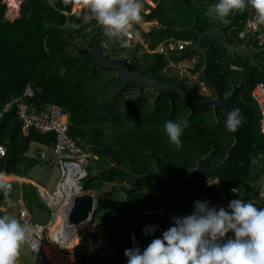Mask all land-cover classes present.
<instances>
[{
  "label": "trees",
  "instance_id": "16d2710c",
  "mask_svg": "<svg viewBox=\"0 0 264 264\" xmlns=\"http://www.w3.org/2000/svg\"><path fill=\"white\" fill-rule=\"evenodd\" d=\"M153 1L155 7L147 5L149 12L146 13L143 9L141 12L145 21L156 22L143 35L149 39V47L153 49L162 40L170 38L191 41L184 50L171 56L175 61L189 60L198 55L193 51L198 35L195 32H177L174 27L188 28L196 19L203 30L209 32L226 24L220 20H210L205 15L208 7L218 3V0ZM6 12L7 5L4 0H0V110L11 97L21 96L26 85L31 82L33 96L25 98L26 103L35 107L37 112L45 111L49 105H57L70 115L68 134L78 140V145L89 150L95 163V172L87 170L82 188L84 192L100 190L93 219L97 220L100 216L99 226L105 233L107 243L114 249V253H105L100 249L92 253L76 250L74 264H127L124 251L132 248V235L143 252L153 239L161 237L159 234L144 237L142 228L146 224L155 222L164 229L168 228L158 211L168 204L172 185L160 177L135 181L127 173L116 169L109 175H100V172L109 167L111 158L117 157L123 166L144 174L153 168V162L147 155L153 151L162 156L164 166L171 175L184 178L195 166L197 158L212 149L204 138L216 143L218 159H223L226 155L233 142V137L226 128L227 116L221 113L220 120L217 121L208 108L187 119L189 110L180 97L175 100L173 112L164 98L156 103L155 110L147 111L145 98L137 100L133 106H130L132 101H126L127 110L122 111L123 100L116 99V96L122 94L119 91L122 79L113 76L114 81L106 80L105 73L111 71H105L96 65L97 59L93 54L95 42L102 45V42L111 38L104 34L103 27L97 24L95 17L88 18L83 11L65 15L60 7L48 0H22L18 16L13 20L6 17ZM232 14L226 19L230 20ZM243 27L244 23H241L239 28L230 31L231 37L239 44L245 41V38H239ZM123 42L111 40L110 48L104 50L115 58H129L136 71L147 72L151 69L148 72L154 71L163 81L180 80L172 69H168L170 73L163 72L169 58L161 54H150L139 43L121 47ZM254 45L258 48L257 42ZM217 46L219 50L222 48L217 61L221 64L220 71L225 75L228 88L231 87L230 82H243L240 98L253 113V141L264 145L259 109L250 96L256 82H264V75L248 57H233L222 43ZM259 60L264 63V55ZM232 66L236 68H231ZM201 67L202 64H198L188 70L192 74H200ZM198 87V83L194 81L193 91L196 92ZM112 93L115 95L113 103L110 102ZM168 120L188 121L189 126L180 137V149L171 143L163 129ZM53 142L52 133H41L33 128L24 132L16 109H9L0 118V143L6 148V154L0 160V171L25 176L38 165L51 170L47 161L41 157L43 151H36L32 157L27 152L31 143L51 149ZM251 159L252 164L244 173L243 179L253 185L255 190L252 193L244 194L242 188L232 181H218L219 187L225 192L230 187H236L245 202H254L253 199L257 196L256 182L264 176V150L254 149ZM11 183L12 191L7 199L19 192V185ZM105 184L110 185L108 190L102 189ZM216 191L217 189L206 185L201 188L203 194ZM21 197L28 211L38 210L41 216L46 212L49 217L50 210L42 201L37 188L23 184ZM7 199L0 191V206ZM197 200L200 199H195ZM211 205L209 202V206ZM257 207L264 208V199ZM186 209L187 207L178 210L179 215L185 216ZM150 211L153 212L149 213ZM229 235L234 238L233 233Z\"/></svg>",
  "mask_w": 264,
  "mask_h": 264
},
{
  "label": "clouds",
  "instance_id": "9594fccd",
  "mask_svg": "<svg viewBox=\"0 0 264 264\" xmlns=\"http://www.w3.org/2000/svg\"><path fill=\"white\" fill-rule=\"evenodd\" d=\"M87 3L96 21L103 27L106 36L129 38L128 40L122 38L124 42L121 47H131L133 35L135 38H139V33L133 34L132 29L134 24H139L143 19L141 0H87ZM153 3L155 4L154 1ZM249 6L255 10V13L250 14L243 22L244 27L239 33V38L246 39V36L252 38V45L255 47L254 43L257 42L258 48L256 49L261 50L264 48V0H218V3L208 7L205 15L210 20L228 23L226 18L231 13H243ZM75 12L78 11L70 12V14ZM8 19L13 20V18ZM248 19L255 20L256 28L246 26ZM101 46L103 48V45ZM196 56L199 57L200 64L203 66V62L201 63L203 57L200 54ZM231 68L235 69L236 67L232 66ZM176 75L178 76V74ZM193 75L195 80L197 77L202 79L201 70L200 74ZM186 78L183 77V79ZM254 103L258 107L255 101ZM246 123L247 117L243 115L240 107L234 106L227 113L226 128L229 131L236 132ZM188 126L187 120H168L163 126L169 140L177 149L182 147L180 137ZM251 186L253 187V185ZM0 191L3 192L6 199L12 191V183L8 180L6 173H0ZM232 192L236 193V189H232ZM203 195L212 198L214 202L213 194ZM261 197L264 199V192L261 193ZM256 198L257 196L253 200ZM194 201L195 199L185 207L190 208L188 206ZM262 202L263 200L258 205L252 201L245 202L237 198L229 202L228 210L224 207L217 210L214 206L210 207L209 202L197 200L194 202V210L191 215L173 217V226L168 227L162 233V237L153 239L143 252L139 247L133 248V245L132 248L126 249L124 255L127 257V264H264V208L257 207ZM8 203L11 206V200H8ZM24 207L30 215L25 205ZM161 210L158 215L163 218ZM38 216V219L42 218L40 212H38ZM30 233V225L21 222L19 213L18 219L11 215L0 216V264H16L21 246L29 240ZM228 233H233L234 238L228 237ZM44 244L46 243L44 242Z\"/></svg>",
  "mask_w": 264,
  "mask_h": 264
},
{
  "label": "water",
  "instance_id": "95a60500",
  "mask_svg": "<svg viewBox=\"0 0 264 264\" xmlns=\"http://www.w3.org/2000/svg\"><path fill=\"white\" fill-rule=\"evenodd\" d=\"M255 10L250 6L243 13L233 12L230 20L225 25L212 31L205 32L194 19L188 28L174 27V30L181 33L195 32L198 35L193 51L203 57L201 77L203 81L212 89L214 97L211 99L201 98L191 91L186 90L181 83L172 85L162 83L151 73H138L134 71L133 63L128 58H114L109 53H105L99 42L93 46V54L97 59L96 65L105 71H114L123 80L121 90L138 89L143 91L145 88L153 87L157 91V98L166 97L170 100L171 110L174 109V99L180 96L189 108L188 119L197 112L212 108L214 116L219 121V113H227L234 106L242 109V113L247 117V123L236 132L229 131L233 137V143L228 148L222 161L217 160V146L214 142L206 141L212 149L203 157L197 159L195 166L188 171L184 178L168 173L160 164V157L154 152H149L148 157L154 162L152 171L139 174L129 167L123 166L117 157L109 160V167L102 170L100 175L110 174L116 169L127 173L135 181H147L153 177H160L171 183L172 195L165 208L161 210L164 219L173 222V217H179L178 210L187 206L192 200L198 198L203 201L213 202V199L201 193L202 186L211 178L232 181L238 184L244 193L253 192V187L243 179L244 173L252 164L251 152L254 149L264 150V145L253 141V113L249 106L240 98V91L243 83L233 85L232 91L228 96H224L226 89V79L222 71L221 64L217 61L219 49L217 44L222 43L228 54L235 57L241 55L248 57L251 63L256 66L264 75V63L259 60L264 55V48L257 50L252 45V38H248L242 45L237 43L231 36L230 31L239 28L250 14ZM96 198L91 193H84L74 197L73 206L68 216L70 224H79L86 221L93 213V206ZM43 224L46 220L39 218ZM133 248L139 247L136 239L133 241ZM141 250V249H140Z\"/></svg>",
  "mask_w": 264,
  "mask_h": 264
},
{
  "label": "built area",
  "instance_id": "2783aa9c",
  "mask_svg": "<svg viewBox=\"0 0 264 264\" xmlns=\"http://www.w3.org/2000/svg\"><path fill=\"white\" fill-rule=\"evenodd\" d=\"M148 2L154 7L155 4L153 3V0H148ZM148 12L149 10L146 11V13ZM64 14L68 15L67 12H64ZM253 18L254 16L252 19ZM246 26L256 28L255 20L248 19ZM132 31L133 34L136 33L134 25ZM122 38L124 40L129 39L128 37ZM131 42L139 43L148 53H157L169 58L166 68L174 70L176 74H178V77H187L190 79L195 78L188 69L194 68L196 65L200 64L199 57L194 56L189 60L179 59L177 61L171 59L173 54L184 50L191 44V41L174 40L173 38L165 39L159 42L153 49L149 47V39L147 38H144L143 40L139 36L137 39L135 38V35H133ZM32 86L31 83H28L22 96L11 97L0 110V118L9 109L15 108L16 113L22 120V129L24 132H28L29 129L33 128L41 133H52L54 136L51 152L49 154H46L45 152L41 153V157L47 161L48 166L57 173L58 177L52 191H39L43 202L50 210L49 218L47 219L46 224L35 223L27 213L23 203L19 204L18 210L21 222L26 223L31 227L30 238L26 243L32 254L34 256H39L42 252V245L46 238L51 239L56 243V240L52 237V233H54L53 231H51L50 235L45 236V232H47V230L50 231L52 226H69L80 229L81 225L85 222L70 224L68 222V216L73 206L74 197L85 193L82 188V180L87 175L86 163L91 154L87 148L78 145L77 139L72 138L68 134V114L60 107L57 105H49L45 111L37 112L35 108L31 107L24 101L25 98L33 96ZM251 97L257 103L260 110V132L264 135V83L259 82L255 85L251 91ZM5 154L6 148L0 143V160ZM95 157L96 156H94V158ZM218 181V179L212 181L208 180L205 184L211 189H217L216 192H210L215 198L210 207L214 206L217 210L220 207H224L228 210V204L231 200L237 198L243 200L236 187H230L225 192L223 188L219 187ZM234 188L236 189V193L232 192V189ZM256 188L257 198L254 202L259 205L263 200L261 193L264 192V176L258 179L256 182ZM194 202H192L190 208L186 210L185 216L192 214L194 210ZM95 205L96 203L93 206V211L95 210ZM152 212L153 211H150L149 213ZM158 214H160V211H158ZM90 218L91 217L88 219ZM165 230L167 229L162 228L157 223H148L142 228V235L144 237H151L159 234L162 237V233ZM227 236L232 237L229 233ZM131 238L133 244L135 238L133 235ZM56 245H58V243H56Z\"/></svg>",
  "mask_w": 264,
  "mask_h": 264
},
{
  "label": "rangeland",
  "instance_id": "374dc122",
  "mask_svg": "<svg viewBox=\"0 0 264 264\" xmlns=\"http://www.w3.org/2000/svg\"><path fill=\"white\" fill-rule=\"evenodd\" d=\"M7 4V17L8 18H15L18 16V6H19V2L21 0H4ZM52 3H54L55 5H57L58 7L61 8V10L63 11H67V14H70L71 11V7H72V3L71 0H50ZM141 3L143 5V10H145V12L148 10V7H151V4L148 2V0H141ZM87 4V3H86ZM85 4V10L84 14L86 17L88 18H92L95 17L93 15V13L91 12L90 9H87L89 6L88 4ZM73 8V7H72ZM90 10V11H89ZM73 12V10L71 11V13ZM78 13V12H75ZM99 24V23H97ZM135 26V31L139 33V36L144 40V33L146 31H148L152 26H154L155 24L153 23V21H150L149 23H143V20L139 23V24H134ZM264 29V27H263ZM111 40H120V41H124L121 37H112L109 40H106L105 42H102V45L104 46L103 49H109L110 48V42ZM105 52L107 50H104ZM106 76H104V78L109 79V78H113L114 73L113 72H109V73H105ZM104 79V80H105ZM106 81V80H105ZM123 107V105L121 106ZM37 167V166H36ZM34 167L31 171V177L38 179V180H42L44 176H41V171L39 168H37L36 172H38V175L35 174V168ZM86 168L88 171L90 172H95V163L94 160L92 158V156H90V158L88 159L87 163H86ZM44 170V168H43ZM44 172H46V170H44ZM50 172V171H49ZM50 175L52 176L51 179L48 178V180H43V182H48L51 181L49 184L47 185V190H52L53 188V184L54 181L57 180L58 177H56V174H52L50 173ZM14 179L13 176L8 177V179ZM24 179V178H22ZM21 182H26L20 179ZM42 183V182H41ZM44 184V183H42ZM110 187V185L105 184L102 189L104 190H108ZM93 195L96 198V203L99 202V198H100V190L97 191H92ZM91 193V194H92ZM212 194V193H211ZM15 199L11 200V206L9 205L8 201L2 203L1 207H0V216L3 215H11L14 216L18 219V205L16 201H14ZM96 206V205H95ZM38 211V210H37ZM30 212V211H29ZM38 213V212H37ZM37 213H34V211L30 212V216L33 222H39V219L37 218ZM94 213V211H93ZM93 213L91 215L90 219H87L80 227V229L78 230L79 232L77 234H79L80 240L71 248L69 247H62V246H58L56 245V243H54L51 239L46 238V240L44 241L46 244L42 245V249H41V254L39 256H34L31 252V250L29 249L27 243H25L24 245L21 246V250H20V256L17 258L16 264H53V262L47 257L46 251H45V247L48 246L50 249V251L55 252V253H60L63 255V259L67 260V258H70L71 260L69 261L68 264H74L75 263V251L76 250H82L88 253H92L94 252L96 249H100L103 250L105 253H114V249L112 248V246H110L105 238V233L103 231V229L99 226V217H97V220L93 219ZM104 213V212H102ZM37 215V216H36ZM40 217V216H38ZM42 218H45L46 220L48 219V214L46 212L42 213ZM165 224L167 227L173 226V222L169 221L167 219H165ZM53 226L51 227L50 231L47 230V232H45V236L50 235L51 231H52ZM85 241V242H84ZM55 246V251L54 247L51 246Z\"/></svg>",
  "mask_w": 264,
  "mask_h": 264
},
{
  "label": "flooded vegetation",
  "instance_id": "af4514ba",
  "mask_svg": "<svg viewBox=\"0 0 264 264\" xmlns=\"http://www.w3.org/2000/svg\"><path fill=\"white\" fill-rule=\"evenodd\" d=\"M246 40H248V38H247V36H246V39H245V41ZM244 41V42H245ZM218 55H219V53H218ZM135 72H138V73H143V72H139V71H136V70H134ZM167 71H169L168 70V68H165L164 70H163V72H165V73H167ZM113 73H114V76H117V77H119L114 71H112ZM144 73H151L152 75H154V76H156L162 83H165V84H169V85H172V84H175V83H181V84H183L184 86H185V88H186V90H188V91H191L192 93H194L195 95H197V96H199V97H201V98H206V99H211V98H213L214 97V93H213V91H212V89L202 80V79H200L199 77H197L196 78V80L195 79H190V78H186V79H183V78H180V77H178L177 75V77L180 79V80H184L185 82L184 83H182V82H180V80L179 81H175V82H169V81H163L158 75H156V74H154L153 72H144ZM169 73H170V71H169ZM172 74V73H171ZM171 74H169V77H170V75ZM173 75V74H172ZM121 78V77H120ZM106 80H108V81H114L115 79L114 78H109V79H107L106 78ZM194 81H196L197 83H198V85H199V87H198V89H197V91L196 92H194L193 91V89H192V83L194 82ZM122 85H123V80H122V83H121V86H120V88H119V91H121L122 92V94L119 96H116L117 98L116 99H120V100H123L122 101V104H121V106L123 105V107H121L122 109V111H126L127 110V107H126V101H132L131 103H130V106H133L135 103H136V101L137 100H140V99H142V100H144L145 98H146V101H147V104H146V109H147V111H150V110H155V108H154V106L156 105V103L159 101V100H161V99H166L168 102H169V104L171 105V103H170V100L168 99V98H166V97H160V98H158V99H156L157 98V95H158V93H157V91L156 90H154V88L153 87H150V88H145L143 91H139L138 89H125V90H121V87H122ZM233 85H235V83L234 82H230V88H228V84H227V82H226V89H225V92H224V96H228L230 93H231V91H232V87H233ZM178 97H180V96H177L175 99H174V107H175V100L178 98ZM114 98H115V95L113 96V93H112V96H110V102L111 103H113V101H114ZM181 98V97H180ZM186 103V102H185ZM188 107V106H187ZM210 109H211V107H209ZM208 109V108H207ZM207 109H205V110H207ZM174 110V109H173ZM173 110H171V112H173ZM188 110H189V108H188ZM205 110H202V111H205ZM211 111H212V113H213V110L211 109ZM189 112L190 111H188V115H189ZM222 112H220L219 113V117H220V114H221ZM214 115V114H213ZM187 119H188V117H187ZM205 140L207 139V138H204ZM209 140V139H208ZM209 141H212V140H209ZM207 142V141H206ZM212 142H214V141H212ZM208 143V142H207ZM215 143V142H214ZM233 143V142H232ZM209 144V143H208ZM216 144V143H215ZM232 145V144H231ZM230 145V146H231ZM217 146V145H216ZM229 146V147H230ZM228 150V149H227ZM151 152H153V151H151ZM227 152V151H226ZM149 153V152H148ZM147 153V154H148ZM155 153V152H154ZM209 153V152H208ZM156 154V153H155ZM157 156H159L160 157V164H161V166L166 170V167L164 166V163H163V161H162V156L161 155H159V154H156ZM206 155V154H205ZM217 156H218V146H217V155H216V158H217ZM203 157V156H202ZM225 157V156H224ZM223 157V158H224ZM199 159V158H198ZM217 160H219V161H222L223 159H218L217 158ZM197 161V160H196ZM153 162V161H152ZM153 168H154V162H153ZM153 168L150 170V171H152L153 170ZM191 170V169H190ZM150 171H148V172H150ZM167 171V170H166ZM148 172H146V173H148ZM168 172V171H167ZM169 173V172H168ZM188 173V172H187ZM145 174V173H144ZM187 175V174H186ZM174 176H177V175H174ZM211 181L212 180H214L213 178H211L210 179Z\"/></svg>",
  "mask_w": 264,
  "mask_h": 264
},
{
  "label": "crops",
  "instance_id": "0c3cea01",
  "mask_svg": "<svg viewBox=\"0 0 264 264\" xmlns=\"http://www.w3.org/2000/svg\"><path fill=\"white\" fill-rule=\"evenodd\" d=\"M71 3H72V7H74V10H73V8L71 7V11L73 10V11H78V12H81L82 10H84V11H87V10H85V4L87 3V0H71ZM88 4V3H87ZM86 4V5H87ZM87 9H90L89 7L87 8ZM70 11V12H71ZM90 11V10H89ZM67 12V11H66ZM143 20V23L145 24V23H149L148 21H145L144 19H142ZM155 21H153V23H154ZM154 24H156V22L154 23ZM135 26V25H134ZM68 123H69V116H68ZM36 151H43V152H45L46 154H49L50 152H51V149H49L48 147H46V146H39L38 144H36V143H31V145H30V148H29V151L27 152V155L29 156V157H32V156H35V152ZM37 168H39L40 169V171H41V176H44L43 177V179L42 180H38V179H35V178H33V177H31V171H29L28 173H27V175H25V176H19V175H15V174H11V173H7V172H1L0 171V173H6L7 175H10V176H13L14 177V179H16V180H11L10 178L8 179L10 182H16L18 185H19V192H18V195H16V196H14V197H12V198H9V199H7L5 202H7L8 200H13V199H15L14 201H16L17 202V204L16 205H19L20 203H23V205H25L24 204V202H23V200H22V197H21V186L23 185V184H27V185H30V186H34L35 188H37V190H38V192L39 191H45V192H50V191H52L53 190V188H54V186H55V183H56V180L54 181V184H53V188H52V190H47V185L46 184H49L51 181H48V182H43V180H48V178L49 179H51L52 178V176L50 175V173H52V174H56V177H57V173L54 171V170H48V168L47 167H45L44 165H38L36 168H35V174L36 175H38V177H39V174H38V172H36V170H37ZM43 168H44V170H46V172H44V170H43ZM49 171H50V173H49ZM52 171V172H51ZM17 177H23V178H25L23 181H26V182H21L20 180H18L19 178H17ZM27 182H29V183H27ZM44 183V184H42V183ZM39 194H40V192H39ZM2 205V204H1ZM1 207V206H0ZM35 213H37L38 211H34ZM1 213V212H0ZM37 215H38V213H37Z\"/></svg>",
  "mask_w": 264,
  "mask_h": 264
},
{
  "label": "bare ground",
  "instance_id": "6f19581e",
  "mask_svg": "<svg viewBox=\"0 0 264 264\" xmlns=\"http://www.w3.org/2000/svg\"><path fill=\"white\" fill-rule=\"evenodd\" d=\"M12 1V0H11ZM84 12V11H83ZM229 21V20H228ZM155 23V22H154ZM181 27V26H180ZM235 31V30H234ZM232 32V31H231ZM237 33V32H236ZM182 39V38H181ZM242 41V40H240ZM243 42V41H242ZM222 50V48H221ZM219 50V51H221ZM137 52V51H136ZM223 52V51H222ZM190 54V53H189ZM188 55V53H187ZM220 60V59H219ZM147 64V63H146ZM142 65V64H141ZM225 68V66H224ZM134 69V68H133ZM136 69V68H135ZM134 69V70H135ZM148 69V68H147ZM146 70V69H145ZM151 70V69H149ZM148 70V71H149ZM227 70V69H226ZM142 71V70H141ZM147 71V72H148ZM225 71V70H224ZM154 72V71H153ZM232 72V70H231ZM236 72V71H235ZM144 73V72H143ZM243 74V73H242ZM241 74V75H242ZM240 75V74H239ZM161 76V75H160ZM172 79V78H171ZM168 80V79H167ZM257 83V82H256ZM243 89V88H242ZM242 91V90H241ZM160 101V100H159ZM162 102V101H161ZM104 105V104H103ZM167 106V105H166ZM105 108V107H104ZM107 110V109H106ZM159 111V110H158ZM71 112V111H70ZM165 112V111H164ZM158 114V113H157ZM70 116V115H69ZM159 116V114H158ZM99 118V117H98ZM69 128V127H68ZM259 128V127H258ZM98 134V133H97ZM71 136V135H70ZM34 141V140H33ZM38 142V141H37ZM102 148V147H100ZM38 157V156H37ZM198 159V158H197ZM46 167V166H45ZM52 170V169H51ZM52 172V171H51ZM50 173V172H49ZM10 177V175H7V178ZM17 178H21V180H24L22 179L23 177H17ZM183 209V208H182ZM122 210V209H121ZM153 210V209H152ZM114 211V210H113ZM124 211V210H123ZM112 213V212H111ZM114 213V212H113ZM112 213V214H113ZM91 216V215H89ZM122 217V216H121ZM58 224V223H57ZM58 225H55L53 228H52V231L54 233H52V237L54 238V240H56V243H58V245H61L62 247H69L71 248L72 246H74L79 240H80V237H79V234H77L79 231V229L77 228H74V227H69V226H61V227H57ZM56 232V233H55ZM85 242V241H84ZM51 247H54L52 249H54L55 251V246H51ZM45 251H46V254H47V257L53 262V264H68L69 261L71 260L70 258H67V260L63 259V255L60 254V253H55V252H52L50 251L49 247L46 246L45 247Z\"/></svg>",
  "mask_w": 264,
  "mask_h": 264
}]
</instances>
